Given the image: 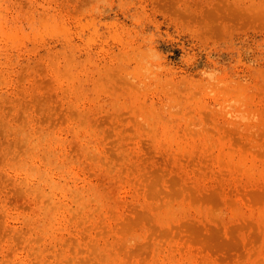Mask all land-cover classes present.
Masks as SVG:
<instances>
[{
    "label": "rangeland",
    "instance_id": "374dc122",
    "mask_svg": "<svg viewBox=\"0 0 264 264\" xmlns=\"http://www.w3.org/2000/svg\"><path fill=\"white\" fill-rule=\"evenodd\" d=\"M0 264H264V0H0Z\"/></svg>",
    "mask_w": 264,
    "mask_h": 264
}]
</instances>
